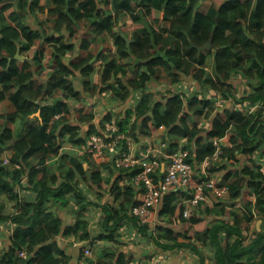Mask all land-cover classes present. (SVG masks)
<instances>
[{"label":"trees","instance_id":"1","mask_svg":"<svg viewBox=\"0 0 264 264\" xmlns=\"http://www.w3.org/2000/svg\"><path fill=\"white\" fill-rule=\"evenodd\" d=\"M47 1L48 16L56 18L39 19L32 28L24 19L44 11L40 0H0V103L7 99L15 107L13 114L0 119L18 124L16 132L0 125V197L16 206L5 215V203L0 202V225L13 226L0 264H71L59 249L58 238L74 236L84 247L89 243L88 221L82 211L92 201L81 189L82 182L100 196L108 194L109 200L99 205L103 216L97 238L101 241H114L123 223L131 221L140 234L151 237L163 250L192 251L196 264H205L203 249L211 253L212 264H264V228L252 236L248 233L255 217L264 220V0H212L219 7L205 15L198 9L206 0ZM160 13L170 21L168 30L151 24L159 22ZM125 14L137 24L131 34L124 33L131 41L128 47L115 31ZM105 37H110L112 46L106 43L105 50L90 63ZM95 39L100 43L91 47ZM48 47L53 49L50 56ZM112 47L114 51L106 55ZM17 51L24 60L16 59ZM67 56L73 57L68 63ZM209 57L212 73L207 72ZM98 61L99 76L94 82L93 66ZM76 72L90 96L99 88L100 95L109 94L123 103L137 95V105L125 111L123 118L106 119L120 133L137 141L163 126L169 150L188 151V162L193 165L213 154V139L233 130L231 147L224 149L221 162L235 165L220 167L225 170L221 180L229 189L226 202L216 199L212 207L203 203L185 220L176 216L180 206L177 193L161 199L162 222L173 219L180 226L188 222L192 237L189 230L178 235L166 226L157 228L153 236L149 225L141 226L131 216L138 194L131 181L140 168L97 164L91 156H79L74 148L61 152L64 142L77 147L88 134L97 132L92 127L81 135L72 121L69 103L82 95L71 81ZM234 75L247 80L251 93L243 98L249 99L251 112L247 114L248 108L247 115L240 110L223 111L210 127L200 129L198 119L210 115L216 102L232 97L228 81ZM182 77L204 78L202 92L169 93L157 99L147 89L151 83L179 84ZM209 92L212 95L205 96ZM37 112L40 117L34 116ZM78 116L89 122L80 112ZM180 142H184L182 147ZM6 150L12 152L11 169L2 166ZM215 166L210 173L217 170ZM23 177V188L29 191L25 198L16 192ZM72 203L76 205L74 216L71 224L64 225L58 211L73 215L68 207ZM158 240L168 245L162 246ZM83 246L79 251L82 261ZM21 250L27 253L25 260L17 256ZM97 255L103 260H89L88 264L132 261L113 248Z\"/></svg>","mask_w":264,"mask_h":264},{"label":"crops","instance_id":"2","mask_svg":"<svg viewBox=\"0 0 264 264\" xmlns=\"http://www.w3.org/2000/svg\"><path fill=\"white\" fill-rule=\"evenodd\" d=\"M48 3L47 0H40V5L44 7V11L41 13H35L33 15L27 14L25 17V23L28 24L32 28H36L35 24L36 21L39 19H44L46 17L50 19H55L56 16H48V6L46 5ZM218 2L212 1V0H206L204 1L199 9L198 13L205 15L209 10H216L219 7ZM164 14L160 13V20L159 22H155V24L152 22L155 29L161 28L162 30H168L170 27V21L168 19H163ZM149 22V21H148ZM137 24H135L130 16L128 14H125L121 17V19L117 22V26L115 27V31L120 33H126L127 28H135ZM139 26V25H138ZM125 36V35H124ZM126 37V36H125ZM127 38V37H126ZM104 43L102 44L99 42V39H95L91 43V47L96 44L97 42L100 43V45L97 48V53L94 55V58L91 60L90 63H93L99 54L102 53L103 49L105 50V44L107 43L109 46H112V40L110 37H105ZM79 45V42L77 43V46ZM114 51V48L112 47L111 51H106V55L112 53ZM53 52V49L51 47L47 48L46 54L50 56ZM76 55V54H75ZM73 58L72 56L66 57V62L68 63L70 59ZM124 63H130L128 60H123ZM209 62V64H208ZM101 61H98L95 66H93V74H92V80L96 82L98 80L99 76V69L98 66L100 65ZM212 57L208 58L207 64V72L212 73ZM50 69L47 70V74L49 73ZM47 74L43 76L42 81L46 79ZM203 79L194 80L192 78H186L182 77L179 84L175 85H167V84H158V83H151L147 86V89L156 93L157 99H162L163 97L167 96L169 93H182V94H189L193 93L195 91L202 92V82ZM71 81L73 83V86L76 91L80 92L82 95L78 101H73L69 103L70 111L74 114L72 121L80 130V134H84L88 131L89 128H95L97 132H101L105 130V127L107 125H110L108 121H106L107 117L112 116L113 120L119 121L121 118H123L124 112L128 110H133L135 106L137 105L138 98L137 95L134 93L131 95V97L125 101L124 103L118 100L113 99L109 94L103 93L100 95V88L97 90V93H94L90 96L89 93H85L83 91L82 86V79L80 77V74L76 72L75 76L71 78ZM228 85L231 87L232 97L230 99H223L222 101L216 102L214 109L210 115L202 116L197 121V126L200 129H207L210 127V124L212 120L215 118H219V115L221 112H228L231 113L234 110H240L242 111L243 115H247L251 112L249 107V99L243 98L246 97L249 93H251V89L248 86L247 80L244 79L242 76L234 75L229 81ZM110 83H113V81H110ZM213 92L206 93L205 96L210 97ZM138 94V93H137ZM60 98V96H59ZM219 98V97H218ZM243 98V99H242ZM248 108V112L246 114V109ZM226 110V111H225ZM15 112V107L12 104L10 100H4L0 103V116L2 115H8L13 114ZM81 114L83 117H88L89 122L86 123L84 119H79L78 114ZM39 113V112H37ZM40 114V113H39ZM35 115V114H34ZM36 117V116H35ZM0 125L5 126L6 128L10 129L13 132H16L18 129L17 123L7 122L5 123L3 119H0ZM103 126H105L103 128ZM165 136V130H152L150 134L147 136H142L138 138L137 141L134 142L133 145V153L137 157H143L150 149L155 147L159 140L164 141L163 138ZM233 138V130H228L225 136L223 137L222 142L225 145V148L231 147V140ZM184 145V142H180L179 146L182 147ZM66 150V143L64 142L63 148ZM182 149V148H178ZM62 151V150H61ZM12 152L11 150H6L3 154V158H11ZM52 163V161H51ZM51 164H47V166H50ZM85 165V164H84ZM235 164L232 163V161H222L219 164L215 166L217 169L216 171L212 172V175H218L220 178L223 176V172L225 170H221L220 167L222 166H234ZM86 166V165H85ZM163 166H161L162 170ZM227 171V170H226ZM201 174V173H200ZM201 176V175H200ZM22 182L26 183V177H23L20 183V186L17 187L16 192L18 193L21 189ZM27 188V187H25ZM88 193L95 192L94 190H90L87 188ZM20 191V197H22ZM187 195V192H178L177 196L179 200L184 201V197ZM98 197V195H96ZM108 197V194L104 195ZM216 199L213 197H210L208 201L205 203L207 206L212 207ZM5 199L3 197H0V202H4ZM217 201V200H216ZM12 203V204H11ZM12 205L13 208L8 209L6 206ZM161 202L159 203L158 207L154 210V216L152 221L149 224V231H153V236H155L156 232L155 230L157 228L161 227H169L170 229H173V231L176 232L177 229L180 228V225L175 222L172 219L170 222L163 221L159 218V211L161 209ZM16 210V206L14 202H5V209L3 211V214H10ZM178 214V211L176 212ZM58 215L63 221L64 225L71 224V217L72 215L69 214L65 210H59ZM255 219H259L255 221ZM127 224L133 225L131 221H127ZM250 225L255 229L254 232H258L261 228H264V220L255 217L254 220L250 223ZM13 227H11L10 224L8 225H0V254L4 251L5 247L8 246L9 236L11 234ZM132 233L133 236H137L138 239L135 242L128 241V238L122 234V229L119 230L116 240L117 242L123 243V248H119L118 252L122 253L125 259L130 258L132 261L130 264H196L198 263L197 257L189 253L188 250H163L161 249L159 244L152 245L151 242L146 241L144 238L140 237V234L137 232L136 229L129 230V235ZM252 236V235H251ZM76 238L73 236L67 237V238H58L59 240V249L64 252V254L69 258V261L71 264H81L82 258H80V247L83 246L85 243L79 242L80 245L74 246L72 242H78L75 240ZM162 246L168 245L167 241H160L158 240ZM125 244V245H124ZM170 244V243H169ZM111 246V243H98L96 242V251L103 248H109ZM120 247V246H119ZM154 247V250L151 251V248ZM151 252V253H150ZM208 252V251H206ZM210 254V261H211V253ZM98 259L97 253L92 254V260L93 262H96ZM206 260H208L205 257ZM103 258L101 259V261ZM195 262V263H194ZM86 264V262H85ZM212 264V262H211Z\"/></svg>","mask_w":264,"mask_h":264},{"label":"built area","instance_id":"3","mask_svg":"<svg viewBox=\"0 0 264 264\" xmlns=\"http://www.w3.org/2000/svg\"><path fill=\"white\" fill-rule=\"evenodd\" d=\"M61 116L62 113L54 116V119ZM156 130H165V128L160 126ZM222 140L223 137L213 139V154L195 165L188 162V151L184 149L171 151L168 143L161 140L145 156L140 158L135 156L133 153L135 140L120 133L114 124L107 125L105 130L99 133L88 134L84 142L77 147L67 144L66 150L74 148L79 156H91L97 164L110 163L114 167L123 169L135 166L140 168L131 181L138 189V194L137 204L133 206L130 214L144 226L152 221L154 210L164 195L187 192L188 197L184 198L180 209V215L184 219H190L200 205L207 202L210 197L214 199L227 197L229 193L227 185L220 177L214 178L215 176L210 173L211 168L222 160L225 149ZM1 162L3 167L11 169L9 158L2 157ZM161 166H163L162 170ZM22 185L21 189L25 183L22 182ZM78 245H80L79 241L74 242V246ZM82 255L83 260L90 258L91 250L83 248ZM17 256L25 260L27 253L21 250ZM81 264L84 262L82 261Z\"/></svg>","mask_w":264,"mask_h":264},{"label":"rangeland","instance_id":"4","mask_svg":"<svg viewBox=\"0 0 264 264\" xmlns=\"http://www.w3.org/2000/svg\"><path fill=\"white\" fill-rule=\"evenodd\" d=\"M133 30H135V29L134 28L133 29L127 28L125 31H126L127 34H131ZM208 64H209V62H208ZM61 152H63V154H64V152L66 153L68 151H66L65 149H62ZM214 176H215L214 178H218L219 177L218 175L217 176L214 175ZM87 188H88L87 184L82 182L81 189L84 191V194L86 195L87 199L92 201L89 205H87V208L84 211H82V214H84L85 219L88 221V226H89V231H90V236L87 239V241L89 242V243H87V246L91 249L93 255L96 254V253L97 254L101 253L102 250H106L107 251V250H109L111 248H113V249H115L117 251L119 250V248L122 249L124 247L123 243L122 242H117V240H116L117 235L115 236V240L114 241H101L100 239L97 238V235L100 233L99 230H101V224L100 223H101V219H102V216H103V212H102L101 208L99 207V205L106 203L109 200V198L104 196L105 193L102 196H100L97 192L96 193L92 192L91 194L90 193L88 194ZM25 189L26 188H22L21 189L22 198L27 197V195L29 194L28 189L27 190H25ZM96 195H98V197ZM220 201L224 202L225 200L223 198ZM5 202L6 201H4V203ZM11 204L9 206H6V207L8 209L13 208ZM68 207H70V209H73V215H72V217H73L74 216V211H75L74 207H76V205L74 203H72ZM68 210H69V208H68ZM197 212H198V209L195 211L194 214H196ZM240 214H241V212H240ZM257 220H259V219H255V221H257ZM126 222L127 221H125V223H123L124 225L120 228V229H122V234L125 235L128 238V241H130V243L131 242H135L138 239V237L137 236H133L132 233L130 235L128 233H129V230H133V229H136V228H135L134 225L127 224ZM252 226L249 225L248 233L250 234V236L254 234V230H255ZM119 230H118V232H119ZM187 230H189V223L188 222H186L183 226H180V228L176 230V233L178 235H183V234L187 233ZM118 232H117V234H118ZM190 235H191V237L193 235L191 231H190ZM140 237L144 238L146 241L151 242L152 245H154L155 241L151 237L144 236L143 234H140ZM247 238H250V237H247ZM179 241H182V238H179ZM96 242H98V243H111V246L109 248H103V249H99L98 251H96ZM155 244H156V242H155ZM152 250H154V247L151 248V251ZM183 251H185V250H183ZM188 251H189V253L194 255L192 251H190V250H188ZM206 251H208V250L203 249L204 258L206 257L208 259V260L205 261V264H211L210 254L208 253L209 251L208 252H206ZM97 257H98V259L96 260V262L101 261L102 257L98 256V255H97Z\"/></svg>","mask_w":264,"mask_h":264},{"label":"water","instance_id":"5","mask_svg":"<svg viewBox=\"0 0 264 264\" xmlns=\"http://www.w3.org/2000/svg\"><path fill=\"white\" fill-rule=\"evenodd\" d=\"M120 36L126 41V43H127V47H128V46H129V43H130L131 41H130L128 38H126V37L124 36L123 33H120ZM208 47H209V48L211 47V44H210V43L208 44ZM15 57H16V59H18V60H24V59H25V57H23V56H19L18 51H17ZM34 116H36V117H40V114H39V113H36Z\"/></svg>","mask_w":264,"mask_h":264},{"label":"clouds","instance_id":"6","mask_svg":"<svg viewBox=\"0 0 264 264\" xmlns=\"http://www.w3.org/2000/svg\"><path fill=\"white\" fill-rule=\"evenodd\" d=\"M174 193H178V192H174ZM171 194V193H170ZM186 197H188L187 195L184 197V198H186ZM180 201V206H179V208H178V214H176V216H181L180 215V212H181V206H182V201L181 200H179ZM206 203V202H205ZM185 220H188V219H185ZM145 226V225H144ZM80 242V241H79ZM85 245V244H84ZM83 248H89L88 246H86V247H84L83 246ZM90 249V248H89ZM91 250V249H90ZM92 251H91V256H90V258H92ZM90 258H86L85 260H83V262H84V264H85V262H86V264H88V261L90 260ZM92 261V260H91Z\"/></svg>","mask_w":264,"mask_h":264}]
</instances>
